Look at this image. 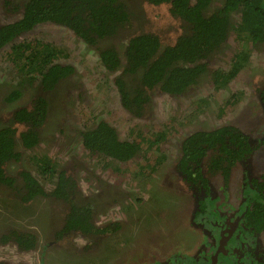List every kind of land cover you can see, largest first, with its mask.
Segmentation results:
<instances>
[{
	"label": "flooded vegetation",
	"instance_id": "obj_1",
	"mask_svg": "<svg viewBox=\"0 0 264 264\" xmlns=\"http://www.w3.org/2000/svg\"><path fill=\"white\" fill-rule=\"evenodd\" d=\"M23 1L14 0L10 3H15L12 7L19 8ZM211 1L209 13L220 8L223 3V0ZM124 4L129 12L126 16L128 22L120 23L113 34L97 44L83 40L70 27L53 22L38 25L32 34H28L31 36L24 38L42 40L36 36V29L50 23L66 28L81 42L82 48L99 65L103 84L116 91L121 116L133 120L124 127V132L106 120H95L92 115H87L88 121H84L76 131L67 126L65 132L64 127L61 129V126L50 124L53 117L63 121V113H67L70 104L67 99L55 93L57 87L45 88L39 76L21 78L20 72L7 55V48L0 51V128L10 123L12 130L21 131V123L14 122L12 118L15 110L31 108L38 96L44 97L49 107L46 120L42 128H39L40 140L52 137L51 140L59 143L67 136V145L71 142L73 144L69 145V150L75 154L81 150V155L95 156L107 166L113 163L134 165V181L130 189H120L107 180L99 185L109 184L112 187L113 203L116 206L122 196L129 197L130 193L143 190L133 198L134 205L129 207L133 212L134 207L139 206L135 207V218L127 222L119 216L104 222L101 217L103 210L99 208L105 199H90L86 205H90L92 222L99 226L107 222L114 223L117 229L99 236L64 229L66 207L53 206L50 204L53 201L51 197L40 194L24 201L25 191L22 189L20 172H30L47 191L52 190L56 178L52 182L50 178L42 176L30 160L32 155L48 156L57 167L62 166L67 170V175L75 180L78 192L87 199L98 188L88 194L82 192L76 168L73 167L75 164H72L81 159L78 156L80 151L77 155L71 153L72 158L67 161L66 153L61 163L62 159L54 154L33 151L41 143L40 140L30 149L19 145L23 167L18 166L19 161L2 165L5 173L16 174V179L13 189L0 185V264H52L56 252L70 253L67 258H72L76 263L80 261L79 264H264V226L251 224L257 220L256 212L264 210V45L249 46L246 57L241 55L242 58H236L240 44L235 39V33L231 32L226 41L200 60L205 68H201L203 71L196 76L195 83L180 93L168 92L159 86H142L140 72L124 75L125 91L136 100L143 99L142 110L137 111L138 105L127 108L123 104L118 85L120 70L126 61L128 41L136 34L151 33L159 38L161 48L173 46L180 34L188 31V25L179 14L172 13L168 2L153 4L148 0H124ZM232 18L237 24L239 15L233 14ZM56 47L59 58L61 50ZM103 49H111L116 53L120 59L117 69L111 71L104 65L100 57V50ZM60 63L73 67V72L58 80L57 85L67 79L72 87L74 80L70 78L76 74V67ZM217 72L227 74L228 79L220 80L224 83H214L213 77ZM240 74L242 87L235 83ZM19 82L23 84L22 88ZM100 85L102 83L98 82L95 89ZM17 88L20 96L12 102H5L6 96ZM140 90L141 95L138 94ZM49 114L53 116L51 119L48 118ZM99 121L113 126L122 140L141 143L139 154L127 161L90 154L83 146L81 133ZM224 126L230 131H240L247 145L243 146L239 154L234 153L233 158L224 160L217 168L212 166L213 160L224 154L215 149L213 153L205 151L199 178L188 183L190 181L184 179L176 168L181 156V141L196 131L209 133ZM161 132L164 133L163 139L157 136ZM141 136L149 139L151 144L140 140ZM169 144L174 145L173 151ZM29 151L31 153L25 157L24 152ZM169 151L173 153L172 157ZM99 181H102L100 177ZM105 197L110 196L102 198ZM39 205L44 207V211L39 212ZM12 207H36L37 213H40L37 219L48 215L46 218H49L51 224L57 222L53 223L50 215L60 214L62 220L58 222L61 226L47 228L42 235L40 221L27 228L19 227L16 219L11 220V224L9 220L15 217L13 214L16 215ZM155 222L157 225L153 226ZM26 234H30V239L24 236Z\"/></svg>",
	"mask_w": 264,
	"mask_h": 264
},
{
	"label": "trees",
	"instance_id": "obj_2",
	"mask_svg": "<svg viewBox=\"0 0 264 264\" xmlns=\"http://www.w3.org/2000/svg\"><path fill=\"white\" fill-rule=\"evenodd\" d=\"M10 1L14 0H0V51L8 49L7 55L20 72L21 78L39 76L47 89H55L59 85L58 80L71 74L73 67L58 62L59 50L51 43L39 39H24L31 36L28 34L38 25L53 22L67 26L83 40L97 44L113 34L120 23L126 20L128 22L129 19L126 17L129 12L125 8L124 0H24L19 8L12 7L15 3ZM148 1L153 4L170 3L172 13L180 15L188 25V31L180 34L173 46L162 48L159 38L151 33L136 34L130 38L125 50L126 61L118 77L121 98L127 108L138 105L137 111H141L143 99L136 100L125 91L123 76L126 74L140 72L142 86H159L168 92L180 93L194 84L196 76L205 68L200 60L226 41L231 32L235 33V39L240 44L236 58L246 57L249 46L264 45V0H223L220 8L211 13L208 11L211 0ZM233 14L239 15L237 24L232 18ZM100 57L111 71L120 65V59L111 49L100 50ZM226 75L217 72L213 77L214 83L220 84L221 79H228ZM19 87H23L21 82ZM138 94L141 95V90ZM19 96L20 91L17 88L6 96L5 102H12ZM31 106L15 110L12 115L14 122L21 123V131L12 130L10 123L0 128V185L5 188L15 187L16 174H6L2 165L19 161L18 166L23 167L18 146L30 149L41 138L39 128H42L46 120L49 105L44 97L38 96ZM231 131L224 126L209 133L196 131L183 138L181 156L176 168L184 179L190 181L188 183L199 178L205 151L213 153L212 150L215 149L224 154L213 160L212 166L217 168L224 160L233 158L234 153L239 154L243 146L247 145L240 131ZM157 136L163 139L164 133H158ZM81 137L84 148L90 154L118 161H127L141 151V143L122 140L116 129L105 121H99L85 130ZM140 140L151 144L143 136ZM30 160L42 176L50 178L52 182L55 177L56 181L53 189L47 191L30 172L21 171L24 201L40 194L51 197L53 201L50 204L53 206L66 207L64 229L96 236L117 229V224L109 222L103 223V226L95 225L91 219L90 205H86L89 203L87 200H103L102 197L111 196L112 187L109 184L99 185L96 192L92 193L93 196L84 199L77 190L75 180L67 175V170L62 166L57 167L50 157L32 155ZM256 217L257 220H253L251 224L263 227L264 210L256 212ZM24 236L30 239V234Z\"/></svg>",
	"mask_w": 264,
	"mask_h": 264
},
{
	"label": "rangeland",
	"instance_id": "obj_3",
	"mask_svg": "<svg viewBox=\"0 0 264 264\" xmlns=\"http://www.w3.org/2000/svg\"><path fill=\"white\" fill-rule=\"evenodd\" d=\"M36 31L37 37L60 47L61 54L58 58L60 62L73 64L76 67V74L70 78L71 81L74 80L72 87H70V84L66 79L55 89V93L60 98L67 99V102L70 104V106L67 108V113H63L64 120L61 121L60 119H57L49 114V119L53 117L50 124L54 123L58 126H61V129L64 127L65 132H67V126L73 127L74 131H76L81 127V124L84 121H88L87 115H92L95 120H106L109 123L115 125L117 129H121V131L124 132V127L129 125V123L131 124L133 120H130L128 117L126 118L125 116H121L122 110L116 100V91L113 87L109 88L107 85L103 84L104 79H101L102 75L99 73V65L96 63L93 56L86 52L84 48H82V43L77 41L66 28L59 27L54 24L48 23L42 25L38 27ZM255 55L257 57L259 56L258 53ZM257 57H255V60ZM241 78L242 75L240 74V77L237 79V81H235L236 86L242 87ZM98 82L102 83V85L95 89L94 86ZM159 102L161 103L162 99H160ZM51 138L52 137H43V140H40L41 143L36 146L33 151L35 153L54 154V156H56L58 159H62L61 163L64 162L63 159L66 153L67 158L65 161L71 159V153H75L69 150V145L73 144L71 142L67 145V136L64 137L65 140L63 139L59 143H57V140H51ZM169 147L171 151L174 150V145L169 144ZM79 151L80 155L78 156H81V159L74 161L72 164H75L73 167L76 168L80 187L83 193L88 194L96 190L98 185L103 183L104 180H107L108 182L110 181L114 185L119 186L120 189L126 190L132 187V182L134 181V177L132 176L135 172V167L133 164L122 163L118 165L113 163L107 166L106 164L101 163V160H98L97 157L90 156L89 154L81 155L83 151ZM79 151H77V154ZM30 153V151L24 152V156L26 157ZM169 153L172 157L173 153L170 151ZM99 177L102 181H99ZM140 191L143 190H139L136 193L132 192L130 193L129 197L122 196L117 206L115 203H113L112 195L110 197H105V202L102 204L103 206L99 208L100 210H103L101 216L103 221H109L108 219L114 220L119 216L124 217L127 222L129 220H133L136 215L135 207L138 208L139 206L136 205L133 209V212L129 209V207L134 205L133 198ZM39 208V212L44 211V207L39 205ZM13 209L16 210V215L13 214L15 217L10 219L9 222L13 224L11 220L16 219L19 227H33L37 221H40V230L41 234L43 235L47 228L61 226V223L58 222L62 220L60 214L58 215L54 213L50 215L53 223L57 222L55 224H51L49 218H46L48 215L41 218L40 220L37 219L40 213H37L36 207H28L26 209L14 207ZM156 225V222L153 223V226ZM112 237H118V235H113ZM69 255L70 253L68 252L67 254L56 252L53 255L55 262H52V264H79L80 261L76 263L72 258H67ZM78 260H80V258Z\"/></svg>",
	"mask_w": 264,
	"mask_h": 264
}]
</instances>
